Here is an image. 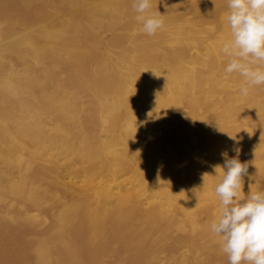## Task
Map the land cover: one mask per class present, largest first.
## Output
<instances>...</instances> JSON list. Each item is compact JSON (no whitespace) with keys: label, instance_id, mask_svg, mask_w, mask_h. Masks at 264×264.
Wrapping results in <instances>:
<instances>
[{"label":"bare ground","instance_id":"obj_1","mask_svg":"<svg viewBox=\"0 0 264 264\" xmlns=\"http://www.w3.org/2000/svg\"><path fill=\"white\" fill-rule=\"evenodd\" d=\"M204 1L151 0L164 26L137 35L134 0H0V264H104L120 243L116 264H169L174 232L178 264H228L214 166L239 148L241 196L264 191V85L225 73L227 0Z\"/></svg>","mask_w":264,"mask_h":264},{"label":"clouds","instance_id":"obj_2","mask_svg":"<svg viewBox=\"0 0 264 264\" xmlns=\"http://www.w3.org/2000/svg\"><path fill=\"white\" fill-rule=\"evenodd\" d=\"M133 7L143 32L154 35L163 28V15L149 11L151 0H134ZM227 9L231 35L221 48L228 57L224 71L243 78L239 91L247 96L251 88L264 85V0H227ZM234 151L232 158L222 152L223 166H214L215 172L222 170L215 186L220 206L210 230L220 238L228 264H264V191L241 196L249 164L239 160V148Z\"/></svg>","mask_w":264,"mask_h":264},{"label":"rangeland","instance_id":"obj_3","mask_svg":"<svg viewBox=\"0 0 264 264\" xmlns=\"http://www.w3.org/2000/svg\"><path fill=\"white\" fill-rule=\"evenodd\" d=\"M195 1L197 4H203L205 2L204 0H195ZM184 12H185L184 8L177 9V13L181 14V15L183 14V16H182L183 18L189 17V18H194L196 20H202L203 12L196 13V12L189 11V12H186L185 14H184ZM122 27H123V23L122 24L120 23L117 26L116 32L125 33V30H123ZM142 32L143 31L140 28H138L134 31V33H137V35H141ZM103 36L108 39L111 36L110 31H104ZM59 164L61 166V169H63L65 162L63 160H60ZM47 180L49 182H51L53 180V175H50V177H48ZM64 182H68V179L65 178ZM52 187L55 189H59L56 185H53ZM72 196H73V193H70V192L63 193V197L66 200H70L72 198ZM37 231H40V228ZM173 236L170 238L160 239V242L163 245L161 246V249L159 250V258L162 261L169 259V264H178L179 259L181 257V254L186 252V246L183 245L182 243H179L178 238L180 237V234L178 232H174ZM123 254H124V247L120 243V244L115 246V248L112 252V256H110L104 260V264H116V262H118L121 259ZM196 255H197L198 260L203 259L205 256V254L202 251L196 253Z\"/></svg>","mask_w":264,"mask_h":264}]
</instances>
